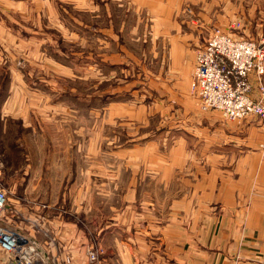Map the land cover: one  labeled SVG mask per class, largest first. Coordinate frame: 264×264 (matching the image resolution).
I'll return each mask as SVG.
<instances>
[{
    "label": "rangeland",
    "instance_id": "374dc122",
    "mask_svg": "<svg viewBox=\"0 0 264 264\" xmlns=\"http://www.w3.org/2000/svg\"><path fill=\"white\" fill-rule=\"evenodd\" d=\"M215 29L264 43V0H0L9 222L60 264H181L165 237L179 242L184 222L194 238L204 219L198 163L217 162L221 128L264 132L255 117L228 123L193 89ZM90 245L102 248L94 263ZM0 264L16 263L0 250Z\"/></svg>",
    "mask_w": 264,
    "mask_h": 264
},
{
    "label": "crops",
    "instance_id": "0c3cea01",
    "mask_svg": "<svg viewBox=\"0 0 264 264\" xmlns=\"http://www.w3.org/2000/svg\"><path fill=\"white\" fill-rule=\"evenodd\" d=\"M240 124L221 128L223 142L208 172L198 163L197 191L191 196L202 201L197 215L204 219L193 224L196 236L189 238L184 222L179 242L166 233L181 264H264V132L258 125ZM218 156L230 160L220 163ZM207 176L213 177L208 183Z\"/></svg>",
    "mask_w": 264,
    "mask_h": 264
},
{
    "label": "built area",
    "instance_id": "2783aa9c",
    "mask_svg": "<svg viewBox=\"0 0 264 264\" xmlns=\"http://www.w3.org/2000/svg\"><path fill=\"white\" fill-rule=\"evenodd\" d=\"M193 89L205 109H217L227 121L257 118L264 128V43L236 38L215 29L196 52ZM256 82V85H253ZM8 192L0 186V250L16 264H60L35 238L22 234L6 218ZM102 248L89 246L87 258L97 261ZM63 264H75L65 255Z\"/></svg>",
    "mask_w": 264,
    "mask_h": 264
}]
</instances>
